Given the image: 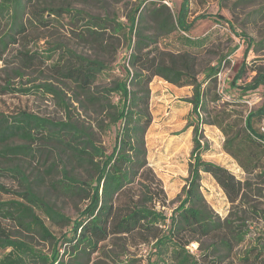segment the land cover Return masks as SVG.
<instances>
[{
    "label": "trees",
    "instance_id": "obj_1",
    "mask_svg": "<svg viewBox=\"0 0 264 264\" xmlns=\"http://www.w3.org/2000/svg\"><path fill=\"white\" fill-rule=\"evenodd\" d=\"M189 2L181 0L173 15L151 1L148 12L154 27L150 32L137 25L136 14L140 20L143 16L142 2L129 16L128 25L74 10L73 16L86 15L83 31L94 39L107 27L122 34L127 28L129 33L126 77L99 93L91 89L109 69L103 59L61 45L33 48L53 16L71 13V8L39 5L34 0H0V99L50 93L66 105L58 87L26 78L27 74L48 70L51 77L71 83L84 95L79 102L97 107L106 120L104 128H116L115 143L106 153L85 128L70 120H54L20 107L8 113L0 108V264H86L101 242L118 234L149 245L146 264H232L229 257L244 240V223L222 222L214 215L201 191V172L214 178L232 205L244 201L251 179L264 181V133L253 127L254 117H264V100L256 111L246 114L239 128L229 112L215 113L208 120L201 115L208 102L219 98L210 94L219 65L200 67L203 40L190 37L188 32L195 20L209 15L198 14L189 20ZM172 33H177L184 49L158 45L159 39ZM241 74L242 70L233 77V85ZM154 76L179 87L191 86L192 95L186 100L197 119L183 198L169 216L159 208L165 205L166 197L160 179L148 165L144 143L152 120L149 84ZM260 84H264L263 74L238 88L247 91ZM111 93L118 94L117 103L111 101ZM200 123L214 124L223 133L222 147L246 173L243 180L225 166L202 158L208 146L200 140ZM63 150L68 151V164L87 165L94 176L83 180L66 165L58 169L57 159H62ZM30 159L37 165L31 166ZM50 192L78 196L86 204L78 217L71 219L49 198ZM252 210L264 220V208ZM34 237L41 244H36ZM205 239L209 241L203 245ZM192 241L199 242L196 253L188 248ZM62 244L69 246L63 251L68 259L62 256ZM262 252L253 259L251 251H246L244 264H264V259L257 262Z\"/></svg>",
    "mask_w": 264,
    "mask_h": 264
},
{
    "label": "rangeland",
    "instance_id": "obj_2",
    "mask_svg": "<svg viewBox=\"0 0 264 264\" xmlns=\"http://www.w3.org/2000/svg\"><path fill=\"white\" fill-rule=\"evenodd\" d=\"M151 1L155 7L168 10L173 15H176L181 3V0H34L39 5L67 6L73 11L53 16L51 25L47 30H43L42 37L33 44V48L44 50L61 45L89 57L103 59L109 69L100 75L91 89L92 92L103 93L104 88L112 86L114 81L126 77L124 65L131 51L129 33L127 28L124 30L126 33L122 34V31L116 32L112 27H107L94 39L83 31L88 19L86 15L73 16L74 10L79 9L94 16L111 17L128 25L129 16L133 15L142 2L140 11L143 16L140 20L139 14H136L137 25L150 32L154 27V21L148 12V8L152 6ZM198 14L209 15L195 20L188 32L190 37L203 40L204 52L198 57L200 67L219 65L216 83L210 90L212 96L218 95L219 98L208 102L207 110H200V113L208 120L210 115L215 113L229 112L231 120L235 119L236 127L239 128L246 114L256 111L264 100V84L247 91L238 88L239 85L251 82L256 75H264V0H190L189 20ZM134 40L133 32L131 43ZM158 45L164 49H184L177 39V33L159 39ZM241 70L240 78L233 85V77ZM202 77L203 75L199 74V78ZM26 78L35 79V83L50 82L58 87L66 105L58 102L52 94L46 93L20 97L5 96L0 99L1 109L8 113L20 107L54 120H70L85 128L94 142L106 153L112 150L116 128H104L103 123L106 120L103 114L99 113L93 104L79 102L78 100L84 99V95H80L71 83L51 77L48 70L27 74ZM149 87V111L152 120L144 133L146 160L160 179L166 197L165 205L159 208L169 216L183 198L182 190L189 176L190 151L197 119L191 111L192 105L186 100L192 95L191 86L179 87L154 76ZM110 99L117 103L119 96L111 93ZM253 127L264 133V117H254ZM198 130L200 140L208 146L202 158L225 166L243 180L246 173L223 149L224 135L219 128L214 124L200 123ZM60 154L62 159H57L58 169L66 165L67 170L83 180L94 176V172L87 165L78 162L68 164V151L63 150ZM30 160L31 166L37 165L35 159ZM60 176L61 174L58 175ZM201 191L208 207L222 222L227 220L234 225L244 223V240L234 248L229 257L232 264H244L242 257L248 250L253 254V259L257 256L254 254L263 251L257 260L261 262L264 259V248L261 247L264 242V220L257 217L252 209L264 208V181L260 178L251 179L244 201L235 205L227 200L223 190L209 173L201 172ZM49 198L71 219L78 217L86 204V200L81 197L55 192H50ZM33 241L41 244L36 237ZM202 241L203 245H206L209 240ZM198 246L199 242L192 241L188 248L196 253ZM60 247L63 253L69 246L62 244ZM48 248L44 245L45 250ZM148 252L149 245L118 234L101 242L98 251L90 255L86 264H146ZM62 256L69 258L65 253Z\"/></svg>",
    "mask_w": 264,
    "mask_h": 264
}]
</instances>
